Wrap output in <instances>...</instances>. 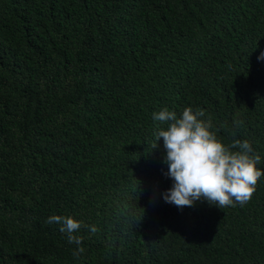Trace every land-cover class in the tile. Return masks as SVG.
I'll return each mask as SVG.
<instances>
[{
	"label": "trees",
	"instance_id": "16d2710c",
	"mask_svg": "<svg viewBox=\"0 0 264 264\" xmlns=\"http://www.w3.org/2000/svg\"><path fill=\"white\" fill-rule=\"evenodd\" d=\"M264 0H0V264H264L243 207L166 203L164 108L205 111L264 170ZM52 215L72 216L73 255Z\"/></svg>",
	"mask_w": 264,
	"mask_h": 264
},
{
	"label": "clouds",
	"instance_id": "9594fccd",
	"mask_svg": "<svg viewBox=\"0 0 264 264\" xmlns=\"http://www.w3.org/2000/svg\"><path fill=\"white\" fill-rule=\"evenodd\" d=\"M257 59L264 60V52ZM205 115L203 109L191 107L179 114L168 108L153 113L154 121L166 125L157 127L151 144V149H156L163 139L162 162L167 165L164 175L172 180V186L162 193L163 199L181 210L194 207L198 201L220 209L243 207L252 200L258 180L264 179V170L257 167L261 157L247 139L236 138L235 130L244 126L243 120L233 121L232 141L225 144L218 135L220 129ZM46 223L60 226L68 243L77 246L73 252L77 257L85 248L83 237L75 233L81 228L98 231L95 225H86L72 216L52 215Z\"/></svg>",
	"mask_w": 264,
	"mask_h": 264
}]
</instances>
